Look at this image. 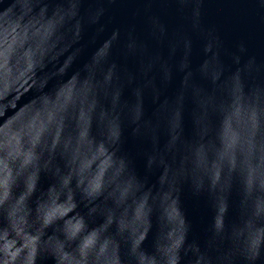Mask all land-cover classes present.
I'll return each mask as SVG.
<instances>
[{
  "label": "clouds",
  "instance_id": "obj_1",
  "mask_svg": "<svg viewBox=\"0 0 264 264\" xmlns=\"http://www.w3.org/2000/svg\"><path fill=\"white\" fill-rule=\"evenodd\" d=\"M174 2L195 5L191 28L202 31L203 0ZM82 3H0V118H7L10 97L29 85L37 89L28 108L0 124V264H184L188 256L192 264H264V63L242 60L241 42L226 65L209 30L196 73L188 60L192 41L183 39L184 76L173 96L161 100L148 81L126 98L123 70L112 59L120 45L114 29L65 79L83 51L76 47L60 59L82 39ZM103 12L90 14L87 23L97 25ZM153 29V35L164 32L156 21ZM138 49L143 46L129 32L124 54ZM162 67L170 84L171 72ZM148 95L156 105L151 115ZM126 130L148 145L143 176L123 150ZM42 176L52 182L41 189ZM185 186L194 198L209 197L215 209L203 243L189 240ZM234 192L238 220L229 225ZM150 233L151 251L143 246Z\"/></svg>",
  "mask_w": 264,
  "mask_h": 264
},
{
  "label": "water",
  "instance_id": "obj_2",
  "mask_svg": "<svg viewBox=\"0 0 264 264\" xmlns=\"http://www.w3.org/2000/svg\"><path fill=\"white\" fill-rule=\"evenodd\" d=\"M0 3H3V0H0ZM53 6L50 4L49 8L51 9ZM79 7L80 18L85 21L82 39L79 45L69 48L60 59L63 60L76 47H82L83 51L69 68L65 79L67 75H71L87 62L96 45L109 37L114 29H119L120 45L113 49L112 59L123 70L120 83L124 87L126 98L130 96L134 87L143 86L148 81L152 82V87L161 92V100L173 96L184 76V73L179 70V63L184 53L183 39L192 41V51L188 60L190 70L196 73L206 58L202 48L205 42L204 33L209 30L219 39L221 59L226 65H231V54L237 51V45L241 42L247 49L245 53L241 54L242 60L255 57L258 63H264V0H203L199 5V22L202 31H193L191 28L190 18L192 9L195 7L191 3L181 7L174 0H115L114 3L84 0V3ZM98 9H104L99 23L89 25L87 17ZM153 21L163 27L162 35L158 29L153 35ZM101 25L104 30L97 33L96 29ZM129 32L132 33L138 44L143 46V50L138 49L135 55L126 56L123 45L127 41ZM173 46H175L174 52L172 51ZM149 64H151L150 68ZM162 66L167 67L171 72L170 84L165 85L163 81ZM129 77H131V82H129ZM197 82L199 81L197 80ZM55 83V80L49 81L48 88L45 90L51 89ZM36 94L37 89L29 85L22 91H18L15 97H10L7 118H0V124L14 119L17 114L28 108L35 101ZM145 107L149 115L156 108L150 95L146 96ZM184 128L185 136H190L192 125L187 110L184 117ZM125 137L123 150L133 157L137 173L143 176L145 174L143 152L148 145L134 139L129 130H126ZM157 175L158 173L150 175L148 183L154 184ZM51 182V177L42 176L39 187L45 188ZM181 200L185 215L191 223L189 240L203 243L208 235V228L215 212L212 201L207 196H201L198 199L192 197L187 186L184 187ZM236 200L234 192L230 199L231 206L227 217L229 225L238 220L235 208ZM81 210L83 211V209ZM101 219L98 217L95 222L99 223ZM91 226L95 225L90 224ZM153 232H155V220ZM151 241L152 234L150 233L143 245L149 251H151ZM38 264H52V261L51 259L38 260ZM184 264H192V257H186Z\"/></svg>",
  "mask_w": 264,
  "mask_h": 264
}]
</instances>
